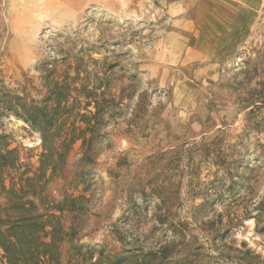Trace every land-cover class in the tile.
<instances>
[{"label":"rangeland","instance_id":"rangeland-1","mask_svg":"<svg viewBox=\"0 0 264 264\" xmlns=\"http://www.w3.org/2000/svg\"><path fill=\"white\" fill-rule=\"evenodd\" d=\"M0 169L27 264H264V0H0Z\"/></svg>","mask_w":264,"mask_h":264},{"label":"trees","instance_id":"trees-1","mask_svg":"<svg viewBox=\"0 0 264 264\" xmlns=\"http://www.w3.org/2000/svg\"><path fill=\"white\" fill-rule=\"evenodd\" d=\"M44 103V102H43ZM7 107H4V110L6 111H16L14 105L12 103H9L6 105ZM46 109V104H43L42 106L35 105L34 107H30V110L28 111V115L24 117L25 121L29 122L30 125L35 127L37 130L41 132L42 135V142L44 146V153H43V158L48 156L49 152L52 153L54 149H57V145H59L58 140H59V134L54 132L56 129V125L58 124L57 118H53V116L47 118L43 114V112ZM18 115V113H17ZM67 143V138L61 142V145H65ZM3 167H5L3 165ZM0 174L4 175V172L2 169H0ZM23 219H19V224ZM1 226H0V247L4 248L6 253L8 254V263L9 264H27L24 259L20 258V253L22 251L24 253H27V251L24 249V245H20V239L18 236L13 237L12 240L8 239V243H6L5 236L3 235ZM42 255L38 254V256L35 257L36 262L35 264H46L44 261L41 260Z\"/></svg>","mask_w":264,"mask_h":264}]
</instances>
